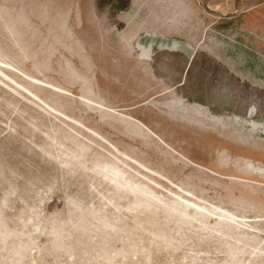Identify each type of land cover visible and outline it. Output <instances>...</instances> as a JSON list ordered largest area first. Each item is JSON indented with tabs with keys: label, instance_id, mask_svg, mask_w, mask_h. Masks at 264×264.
I'll return each instance as SVG.
<instances>
[{
	"label": "rangeland",
	"instance_id": "374dc122",
	"mask_svg": "<svg viewBox=\"0 0 264 264\" xmlns=\"http://www.w3.org/2000/svg\"><path fill=\"white\" fill-rule=\"evenodd\" d=\"M133 1L0 0V81L39 106L0 83V229L35 219L21 264H56L58 240L70 264H264V87L207 48L157 42L142 69L122 37L132 10L137 35L242 68L264 57V0ZM245 70L264 84V62Z\"/></svg>",
	"mask_w": 264,
	"mask_h": 264
},
{
	"label": "bare ground",
	"instance_id": "6f19581e",
	"mask_svg": "<svg viewBox=\"0 0 264 264\" xmlns=\"http://www.w3.org/2000/svg\"><path fill=\"white\" fill-rule=\"evenodd\" d=\"M22 22L26 23L27 21L24 19L22 20ZM28 26L29 25L27 24L25 27L28 28ZM6 28H8L9 33L12 35V37H17L16 29L14 30V28L10 26H7ZM18 40H17V44L20 46V50L23 53L22 56L18 55L19 56L18 58L20 59V61L24 63L30 59V55L24 51V49L21 47L22 44L20 45ZM31 64L35 68V71L39 70V64L37 61H33ZM19 68L22 69L21 67ZM23 70L25 69H22V71ZM30 73L26 71L25 74H28V76L34 79V81L39 80V78H37L36 76ZM4 77L6 78V80L10 81L9 78H7L6 76ZM0 83H2L5 87H7L12 92H14L16 95L20 96L22 99H24V101L26 100L29 103H32L35 107H39L34 100H30L28 97L24 96V94L21 92L22 89L26 90V88L23 85L18 86L19 89L17 88L16 90H12L5 82L0 81ZM29 86L33 92L36 91V88L34 87L33 84H29ZM16 217H17V220L13 221V225H15L16 227L12 228L11 232H7L4 229H0V249H3L8 253L7 256L9 257L11 261L16 260V264H21L22 260H24L27 257H30L33 253L34 254L40 253V242L38 241L36 237L38 230L33 225L35 223V219L28 218V216L25 218L22 216H16ZM2 219H3V215L0 212V223ZM50 231H53V228L49 227L48 232ZM57 245L59 249L57 250V256H56L57 263L56 264H63L61 259H59L61 257L60 255L61 251H65L66 253L65 255L66 257L63 258L65 259L64 264H70V259H72L73 255L68 252L67 247L69 244L65 240H58Z\"/></svg>",
	"mask_w": 264,
	"mask_h": 264
},
{
	"label": "crops",
	"instance_id": "0c3cea01",
	"mask_svg": "<svg viewBox=\"0 0 264 264\" xmlns=\"http://www.w3.org/2000/svg\"><path fill=\"white\" fill-rule=\"evenodd\" d=\"M137 2H140V0H137ZM133 6L135 7V4ZM132 15H133V13H131L129 15H126L124 17V21L129 26H128L127 32H125V34L122 37H123V39H125V38L128 39V41H130L131 39H134L136 37V35H137L135 22L132 21V19H133ZM173 34H176V33H173ZM167 35H169V33H164L163 32V34H158L157 36L150 37V39L148 40L150 43H149L148 47H146V46L145 47H146V50L148 52H150L151 57L149 59L145 58L144 60H140V59L138 60V59H136L135 56H133L132 58L134 59V63L139 65L142 69L149 68V66H150L149 62H151L153 60V45L156 44L157 42H159V44L161 46V49L165 50V51H177V52H182V51L184 52L185 50L187 52L190 51V53H191V54L189 53L190 54L189 55L190 56V58H189L190 61L193 60L196 57V55L198 53V50L207 48L218 59L225 60L226 62H228L227 67L230 69V71H233L235 73L240 74L243 79L244 78H248L250 80V82L252 84H254V85L258 84L260 87H264V84L262 82H260L257 79H255L253 76H251L245 70V64L246 63H249V64H251V63L252 64H262V62H264V57L262 55H260V54L257 55V53H256L259 50H257L256 52L250 50L251 51L250 54H247L245 51H243L242 61H243L244 66H241L242 68H240L238 65L233 64L229 59H227L228 52H227L226 46L224 47L223 52H220L219 50H217V48L215 49L214 46L212 48V46L208 47L207 45L206 46L197 45L196 43L190 41L189 39H187V43L186 44H184L183 42H178V41H170L169 39H167L168 38ZM174 40H176V39H174ZM143 47H144V45L141 47V49ZM145 60H147V61H145ZM178 101H180V99H178ZM196 109H199L202 112H204V114L207 115L209 118H215V119H219V120L222 119L220 117L213 116L212 114L209 113L208 110L202 108L201 106H196ZM235 118L237 120H239V121H242V122L262 124L261 122L257 121V119L259 117H256V118H254V117H249V118L245 117L244 120H241L239 117H235ZM263 151H264V149H263ZM246 160L248 161L249 159H246ZM255 162H256V164H254V166L252 165L253 167H255V172L260 174L261 177L264 179V156H260V158L256 159Z\"/></svg>",
	"mask_w": 264,
	"mask_h": 264
},
{
	"label": "flooded vegetation",
	"instance_id": "af4514ba",
	"mask_svg": "<svg viewBox=\"0 0 264 264\" xmlns=\"http://www.w3.org/2000/svg\"><path fill=\"white\" fill-rule=\"evenodd\" d=\"M134 2H137V0H135V1H133V3ZM132 7H133V5H132ZM132 11V10H131ZM131 11L129 12V13H131ZM128 13V14H129ZM127 14V15H128ZM126 28H127V26H126ZM125 31V30H124ZM124 31H122V32H120V33H123ZM119 32V31H118ZM145 32H140L138 35H136V37H138L140 34H144ZM136 37H135V40H133V43H134V45L132 46L133 48H134V50H136L137 49V52L136 51H133V53H137V54H139L138 55V57H139V59L140 60H144L145 58H147V59H149L150 57H151V54H150V52H148L147 50H146V47L145 46H148V45H144V44H142V42L143 41H146V40H149L148 39V37H144V36H139L138 37V41L136 42ZM144 45V47L141 49V47ZM145 61H147V60H145ZM149 64H150V62H149Z\"/></svg>",
	"mask_w": 264,
	"mask_h": 264
}]
</instances>
